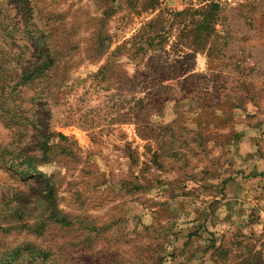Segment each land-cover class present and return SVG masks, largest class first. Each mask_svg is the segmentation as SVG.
I'll return each instance as SVG.
<instances>
[{"label": "rangeland", "instance_id": "obj_1", "mask_svg": "<svg viewBox=\"0 0 264 264\" xmlns=\"http://www.w3.org/2000/svg\"><path fill=\"white\" fill-rule=\"evenodd\" d=\"M210 1L0 0V264H264V0Z\"/></svg>", "mask_w": 264, "mask_h": 264}, {"label": "trees", "instance_id": "obj_2", "mask_svg": "<svg viewBox=\"0 0 264 264\" xmlns=\"http://www.w3.org/2000/svg\"><path fill=\"white\" fill-rule=\"evenodd\" d=\"M130 7L135 6L136 0H126ZM150 8H154L159 4V0H149ZM114 7H110L109 10L113 11ZM218 9L219 4L216 1H210L206 4L201 10H193L192 14L200 15L198 18L193 17L191 19V28L188 29V32L192 34V45L194 46V50H204L205 47V39L207 36L211 34H215V23L218 20ZM159 23V18L155 17L149 21H147L141 28L137 31L136 34L132 35L129 39L125 41L126 45L133 44L134 52L131 54L140 53L142 56H145L149 51H160L163 48V42L168 37L165 35V31L159 30L155 33L157 29L156 24ZM154 32V33H152ZM152 33V34H151ZM164 35V39H163ZM141 39V40H140ZM137 40L138 44L134 45ZM135 46V47H134ZM131 47V46H130ZM51 63V58L47 57L41 63L39 67H37L31 74L26 73L24 75V79H31L34 76L40 74L44 70L48 69ZM159 70H157L158 74ZM37 73V74H35ZM156 76V71L155 75Z\"/></svg>", "mask_w": 264, "mask_h": 264}]
</instances>
